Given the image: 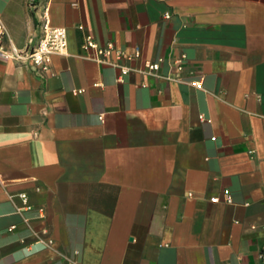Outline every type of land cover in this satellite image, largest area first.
<instances>
[{
  "label": "crops",
  "instance_id": "obj_1",
  "mask_svg": "<svg viewBox=\"0 0 264 264\" xmlns=\"http://www.w3.org/2000/svg\"><path fill=\"white\" fill-rule=\"evenodd\" d=\"M39 3L68 54L47 74L0 58V264H260L264 0ZM31 4L0 0L9 47L39 41ZM89 34L140 48L133 71L95 60ZM182 56L183 82L141 73Z\"/></svg>",
  "mask_w": 264,
  "mask_h": 264
},
{
  "label": "built area",
  "instance_id": "obj_2",
  "mask_svg": "<svg viewBox=\"0 0 264 264\" xmlns=\"http://www.w3.org/2000/svg\"><path fill=\"white\" fill-rule=\"evenodd\" d=\"M41 6L42 14L40 17L41 36L39 41L33 45L28 46L25 50H18L9 47L11 40L8 29L2 18L0 17V58L4 60H14L18 63H25L31 61L34 66L42 73H49L52 59L55 55L68 54V31L66 28L53 27L49 16V8L47 5H40L39 0H32L31 7L37 8ZM171 15L167 14L166 19H170ZM80 29H83L81 26ZM85 48L92 51V57L98 62L121 70L123 75L131 73L133 70L121 64L123 60H131L133 57L139 58L141 56L140 48L135 49L133 56L126 55L122 51H116L112 44L101 47L92 35H87L85 40ZM185 56L175 61V73L167 76L161 74L162 65L165 62L164 58H159L156 61H150L145 64V68L141 73L158 78H165L172 82H183L184 78L182 72L184 71ZM191 85L200 87L201 82L191 81ZM81 91L76 92V94ZM25 205L27 206V195H21ZM213 202H219V199H213ZM227 202H231L228 200ZM260 264H264V252L259 255Z\"/></svg>",
  "mask_w": 264,
  "mask_h": 264
}]
</instances>
